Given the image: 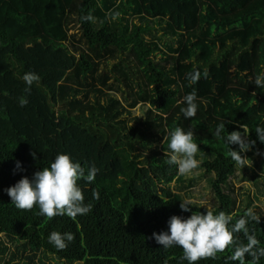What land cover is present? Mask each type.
I'll use <instances>...</instances> for the list:
<instances>
[{"label":"trees","instance_id":"1","mask_svg":"<svg viewBox=\"0 0 264 264\" xmlns=\"http://www.w3.org/2000/svg\"><path fill=\"white\" fill-rule=\"evenodd\" d=\"M112 1L0 0V264H187L181 248L164 249L152 237L170 216L191 215L176 192L207 178L217 202L207 208L234 218L260 198L264 144L254 130L264 125V88L251 81L264 71V0ZM193 70L201 73L194 84L186 79ZM28 72L39 79L25 91ZM189 93L197 111L185 119ZM137 106L141 115L132 114ZM220 122L229 133L249 131L255 144L243 155L251 166L235 165L213 135ZM175 127L198 144L191 175L167 163ZM58 153L98 169L91 184L77 182L91 211L73 220L40 216L35 205L15 208L3 189L31 179ZM257 214L248 226L264 247ZM53 231L74 239L57 251L47 242ZM234 239L246 243L242 233ZM230 255L197 264H238Z\"/></svg>","mask_w":264,"mask_h":264},{"label":"clouds","instance_id":"2","mask_svg":"<svg viewBox=\"0 0 264 264\" xmlns=\"http://www.w3.org/2000/svg\"><path fill=\"white\" fill-rule=\"evenodd\" d=\"M82 20L91 21L90 15L81 17ZM201 73L193 70L186 74V79L196 83ZM25 83V91H29L34 81L38 80L37 74L28 72L22 77ZM258 88H264V71L255 75L251 81ZM195 93H189L183 97L184 107L180 112L185 119L196 115L197 103ZM27 103L24 98L20 99V106ZM226 122L216 124L213 135L222 140L228 148V156L235 165L241 169L249 165V158L245 155L255 141L247 139L249 131L243 128L241 131L227 132ZM257 139L264 144V125L258 124L255 127ZM167 163L175 165L177 173L182 176L191 175L199 161L196 159L198 144L193 139L191 131L185 132L181 127H175L167 135ZM231 145H236L233 149ZM33 159L36 154L30 153ZM264 156V153H257ZM15 170L23 171L21 163L15 162ZM98 169L91 165L87 169L74 161L67 153H58L49 162L32 174L31 179L21 177L14 185L3 189L10 198L11 204L20 210H31L35 205L38 214L47 218L54 216H67L73 220L78 215H86L91 211V205L84 203V196L78 181L83 180L91 184ZM97 194L93 193V198ZM197 205V201L191 197H184L180 200L179 209L182 213L191 212L190 216L172 215L167 220V230L160 233L153 232L152 237L158 245L164 249L179 247L182 249L181 261L187 264H197L205 258H215L218 253L231 249L229 260L246 264L245 257H250L247 264H258L261 257H264V247H260L255 233L249 229L250 222H259L260 216L254 208H247L242 215L234 218L233 214H226L224 211H212L207 207L205 212L192 211L190 206ZM234 221V222H233ZM242 233L246 243L234 239V234ZM74 236L70 232H50L47 242L57 251L63 250L72 242Z\"/></svg>","mask_w":264,"mask_h":264},{"label":"rangeland","instance_id":"3","mask_svg":"<svg viewBox=\"0 0 264 264\" xmlns=\"http://www.w3.org/2000/svg\"><path fill=\"white\" fill-rule=\"evenodd\" d=\"M114 4L118 3L119 0H113ZM107 14H109V11H106ZM145 107L143 106H137L134 109H132L133 115H141L144 111ZM259 159L257 158V161ZM251 163V159L248 161ZM197 174V173H195ZM261 181H264V178L260 179ZM246 186L250 187L251 191L255 192L253 186H251L248 183H244ZM237 186L240 185V183L236 184ZM262 193H257V195L260 197L258 200L254 201L253 207L264 214V186L259 189ZM256 193V192H255ZM176 194L183 199L184 197H191L197 201V204H200L202 206H206L208 208L214 207L215 204H217L215 198L213 197V192L211 190V186L209 182L207 181V178L201 179L199 182L196 183V186L193 188L187 190L186 192H176ZM44 264H59L56 260H46Z\"/></svg>","mask_w":264,"mask_h":264}]
</instances>
